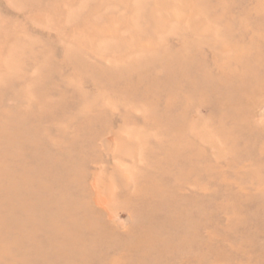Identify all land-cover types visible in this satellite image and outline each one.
Listing matches in <instances>:
<instances>
[{
	"label": "rangeland",
	"instance_id": "1",
	"mask_svg": "<svg viewBox=\"0 0 264 264\" xmlns=\"http://www.w3.org/2000/svg\"><path fill=\"white\" fill-rule=\"evenodd\" d=\"M0 264H264V0H0Z\"/></svg>",
	"mask_w": 264,
	"mask_h": 264
}]
</instances>
